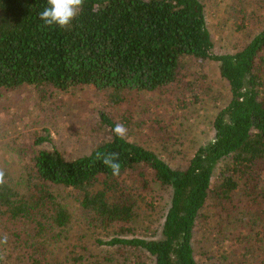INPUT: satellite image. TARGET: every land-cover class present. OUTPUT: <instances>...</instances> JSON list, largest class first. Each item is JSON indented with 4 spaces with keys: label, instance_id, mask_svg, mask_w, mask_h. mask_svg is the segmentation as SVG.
Returning <instances> with one entry per match:
<instances>
[{
    "label": "trees",
    "instance_id": "obj_1",
    "mask_svg": "<svg viewBox=\"0 0 264 264\" xmlns=\"http://www.w3.org/2000/svg\"><path fill=\"white\" fill-rule=\"evenodd\" d=\"M222 3L237 40L217 53L212 25L223 27L209 15ZM46 6L0 0V90L91 86L114 104L187 90L204 101L195 67L212 62L228 101L181 166L117 137L105 117L112 139L82 157L40 149L19 176L0 163V264H264V0H85L67 29L43 24ZM108 152L118 175L97 159ZM162 203L148 239L140 223Z\"/></svg>",
    "mask_w": 264,
    "mask_h": 264
},
{
    "label": "rangeland",
    "instance_id": "obj_2",
    "mask_svg": "<svg viewBox=\"0 0 264 264\" xmlns=\"http://www.w3.org/2000/svg\"><path fill=\"white\" fill-rule=\"evenodd\" d=\"M225 10L223 3L215 5L213 14L209 15L213 20L219 17L218 24L223 27L221 30L212 25L214 51L217 53L237 40L225 30L230 27L227 21L223 24V19L227 20ZM188 69L186 76L195 70L203 72L196 75L201 77L197 85L205 90L204 101L200 96L193 97L187 90L181 95L179 91L147 95L131 92L123 96L118 104L112 103L105 92L91 86L67 90L29 86L12 91L0 90L1 165L14 170V175L19 176L17 171L25 170L26 161L40 149L56 148L67 159L82 157L112 139L113 135L102 122L104 117L127 129L126 140L153 149L172 166L185 164L195 150L212 140V121L218 109L228 101V90L217 74L215 63L196 66L195 70ZM186 81L184 78L182 87ZM193 92L198 94L197 90ZM175 97L179 100V107L173 104L177 102ZM184 101L190 102V105L184 106ZM164 128H167L166 134L161 133ZM38 138L46 141L38 144ZM166 207V203H162L146 218L151 223H140L144 229L151 224L145 233L148 239L153 238L150 235L152 231L159 232ZM67 243L65 241L64 245ZM198 247L201 250V246ZM71 249L66 248L65 253ZM90 249L94 254L100 253V249ZM58 250L62 252L61 247Z\"/></svg>",
    "mask_w": 264,
    "mask_h": 264
},
{
    "label": "clouds",
    "instance_id": "obj_3",
    "mask_svg": "<svg viewBox=\"0 0 264 264\" xmlns=\"http://www.w3.org/2000/svg\"><path fill=\"white\" fill-rule=\"evenodd\" d=\"M84 3L85 0H47V6L40 11L39 18L46 26L67 29L79 15ZM112 131L121 139L127 136V129L120 123H117ZM97 159H102V162L112 170L113 175L119 174L121 165L117 153H97ZM2 181L3 173H0V182ZM7 239L5 234L0 238V244H6Z\"/></svg>",
    "mask_w": 264,
    "mask_h": 264
}]
</instances>
